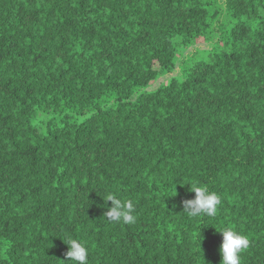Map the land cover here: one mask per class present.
<instances>
[{
  "label": "trees",
  "instance_id": "16d2710c",
  "mask_svg": "<svg viewBox=\"0 0 264 264\" xmlns=\"http://www.w3.org/2000/svg\"><path fill=\"white\" fill-rule=\"evenodd\" d=\"M223 227L264 264V0H0V264H220Z\"/></svg>",
  "mask_w": 264,
  "mask_h": 264
},
{
  "label": "clouds",
  "instance_id": "9594fccd",
  "mask_svg": "<svg viewBox=\"0 0 264 264\" xmlns=\"http://www.w3.org/2000/svg\"><path fill=\"white\" fill-rule=\"evenodd\" d=\"M189 191L195 193L191 199L181 201L183 212L189 218L215 217L218 206L222 201L220 196L209 190L206 185L192 183ZM106 201L111 202V206L106 207L104 217L109 223H135V207L132 201H122L116 194L109 192ZM175 207V205H173ZM218 233L222 234V243L219 248L221 255L220 264H241V253L249 247L247 236L240 234L232 228H220ZM66 244L65 252L66 264H88L89 249L86 243L69 236L62 240Z\"/></svg>",
  "mask_w": 264,
  "mask_h": 264
},
{
  "label": "rangeland",
  "instance_id": "374dc122",
  "mask_svg": "<svg viewBox=\"0 0 264 264\" xmlns=\"http://www.w3.org/2000/svg\"><path fill=\"white\" fill-rule=\"evenodd\" d=\"M204 47V44L203 42H198V43H195L193 44L192 46L190 47H186L184 49H182V51L180 52V54H178L177 56V61H176V66L175 69L178 71V68L181 64V61L183 58H185L186 56L190 55L192 52H194V50H197V49H201ZM177 71H174V72H168V73H162L158 76V78L156 79L155 82L152 83L151 87L152 88H155L156 86H158L159 84L167 81L173 74H176Z\"/></svg>",
  "mask_w": 264,
  "mask_h": 264
}]
</instances>
